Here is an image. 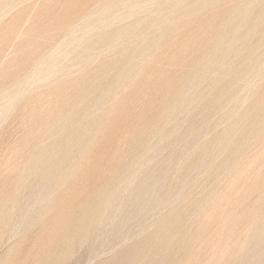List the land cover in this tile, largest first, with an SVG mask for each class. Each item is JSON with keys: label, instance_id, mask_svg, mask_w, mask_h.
I'll return each mask as SVG.
<instances>
[{"label": "bare ground", "instance_id": "1", "mask_svg": "<svg viewBox=\"0 0 264 264\" xmlns=\"http://www.w3.org/2000/svg\"><path fill=\"white\" fill-rule=\"evenodd\" d=\"M105 1L104 0L100 1L102 2V4L101 3L99 4L101 5V8H103L102 5L106 3L107 5L113 4L112 6L114 7L115 3L120 0H117L116 2L115 0H112L114 3L108 0L109 4H108V1L106 3ZM157 2L158 0H142V2L141 0L139 2H133V0H122L120 2H117L115 7H118L119 5H121L122 8L119 6L121 10L122 9L129 10V9H132L133 7L137 8L139 4L140 8L139 7L138 8L140 10L143 9L142 10V13H143L145 9H147L145 8L146 4L152 5V4H156ZM160 2L161 4H163L162 8H164V6L166 8L168 7L167 5H170V8L173 9L172 10L169 8L170 13L168 10L167 11L168 14L166 15V17L169 16L176 9L180 11V13L178 11L179 16L173 19V18H170L172 15L171 14L169 18H166L164 16H160L164 14V12L160 13V11L158 10V13H160V15L159 14L157 15L154 13L153 15L154 16L157 15V17L156 16L155 18L153 17L154 20L151 21L150 24L149 23L147 24V22L151 18L148 19L147 22H145L146 17H144L145 16L144 15L140 19H136L135 23H133L134 21H132L131 23L133 24H130V23L125 24V26L122 27V29H120L118 33H114L113 31L108 32L106 31V29H105L106 32L103 33L104 31L103 30L100 31L99 28L106 27V26L108 27V25H112L113 20L114 22L119 20V23H120V19L122 20V18L123 17L125 18V16L128 14V13L125 14L120 10V14H118L115 17L118 19L115 20V18L114 19L111 18L112 16H110V14H108L109 16L107 15L106 8L108 6L104 5V6H107L105 10H103L104 9L103 8L102 10L100 9L101 11L97 12L99 16L96 17L97 19L94 20V22L88 21L90 22V24H86L84 27L83 26L80 27V29L82 28V30L79 34L76 33L74 35V32H73V35L71 33V36L64 35V36H67L66 37L67 39L69 38L68 36H70L67 42L64 41L66 44L70 45V43L72 44L75 41L77 44H81L83 43L82 41L85 39V37L86 38L88 37L90 39V36L93 35V37L95 38L96 36L94 34L99 29L98 31L102 32L98 34L99 36L98 38L100 39L97 38L98 40L95 42L93 40L94 38L92 37L91 40H93L94 42L91 45H89L87 49L85 48L88 51V55L86 57L89 59L90 58L92 59L95 53H96L95 56H97V53L98 55L100 54V56L102 52L105 53V51H102L101 48L100 50H96L95 48L96 47L95 44L98 43V41L103 38L109 44L113 43L115 40H117V44H118V40L121 38L124 39L125 37L123 38L122 36L126 34H129V35L134 34V36L138 35L140 37L143 36L145 34V32H143L142 30L143 28L147 29L146 34L151 32L153 36L150 40H147L146 39L148 38V35H147V37H145L147 41L141 37L142 39L140 40L138 44H136L135 42L136 45H133L134 41L132 42L133 44L130 43L129 47L125 50L124 54L121 57L116 54L117 59H118V56L120 57V61L118 64H115L113 70H111L114 72L112 73L110 72L109 73L110 75L109 76L107 75L104 78H102L100 82H96V79H92L91 81L87 82L86 88H83L84 87L83 85H82L83 87H80V88L78 87V89L76 90V93L78 97L80 98L78 102L73 101L74 99L71 101H68L67 104L65 105L63 112L58 116V118L55 117L53 121L46 123L44 127L45 130L43 129V131L41 129L43 128V126L41 125L42 121H40L41 122L40 129H38L37 125H35L37 121L36 122L34 121L35 124L34 123L33 124L36 126L35 130H32V131L30 130V132L28 130V134H26V137H24V139H20L22 140L20 144L24 147L23 149L27 150L28 160H27V165L25 167L24 172L19 174L18 176L14 193L12 195L0 194V227H4L3 231L0 230V243L4 242L3 240L5 238L12 239V237H15V236L16 238H18L17 237L18 235L25 233L30 227H33L36 224V222L40 219L39 216L41 215L42 210H45V212L50 213L53 208L52 207L53 197L56 193H58L59 190H61L60 188H62L65 181L72 180L74 182V181L79 180L83 184L79 192V194L81 195V198H79L76 202L70 204L66 212L63 215L59 217L49 218L50 219L49 226L53 227V233L51 235L52 237L49 241L45 243V245L36 255L34 261L31 262L30 264H66L67 259L71 255H74L75 258L78 260L80 258V254H78L76 251L74 252V250L79 243L91 242L94 239H98L103 234H105L108 230L112 229V227L115 225H124L126 223L136 221V218L139 214L151 212L154 209L155 205H157V203L161 202L163 199L168 200L172 204H175V203L182 204L183 203L182 201H184L185 197H187V192H191V190H189L187 187L189 183L193 182L194 178L192 176V173L193 174L196 173L195 175H197V173H200L202 171L203 167H205L204 169H206V167L208 168V166L216 165V170L218 172H224V171L233 172L234 173L233 174L234 184L235 182L242 180V178L245 180L247 179L248 176L251 177L257 169L259 170L260 168H262L259 171L260 173L257 170V172L254 174V180L256 184L261 183L262 181L264 182L263 180L264 175H262L263 174L262 171H264L263 169L264 165L263 166L261 165L262 167H258L257 169H256V165L254 167L252 166V163L254 164L258 163L256 159L259 158L261 160L262 156H264V145L260 152L262 156L259 157L258 154H256L258 157L256 156L253 159L250 158V160H247L248 161L247 163L238 161L237 160L238 156L236 157L237 150H233L230 148V146L234 144L238 145V148H240V146L243 144L242 141L245 140L244 138L251 137V133L260 135L262 131L264 130V87L259 89L260 91L258 90V88L254 87L255 85L254 83L256 81V78L258 79V77L257 75H254L251 72V71H256V74H257L259 72L261 73V71H264V48L261 53H257L258 51H260L262 41H264V0H162ZM97 3H99V0ZM95 4H96V1H95ZM109 7L107 8V10L109 9ZM149 8H152V7H149ZM3 9L4 7H2V10ZM155 11L157 10L155 9ZM128 12H130V10ZM137 12L135 13L137 14ZM97 13L96 15L95 13L92 14V16L93 17L94 15L97 16ZM176 14L177 13H175V15ZM70 15L72 14L70 13ZM150 15H152L151 12L148 16L152 17ZM86 18L89 19V16H87ZM93 19L91 20L93 21ZM132 20L134 19L132 18ZM10 21L11 20L7 22H10ZM80 23H83V21H81ZM6 26L10 27L11 25L8 24V25H5V27ZM61 27H63V25ZM110 28L112 27L110 26ZM110 28L108 30H110ZM6 29L9 30V28L7 27L4 28V30ZM62 29L60 28V30ZM117 29L112 28V30L114 31L116 30V32H117ZM138 30L139 32L140 30H142V32L140 33L138 32L139 33L138 34L137 33ZM176 31L179 32L180 34V38L178 37L179 38L178 40L175 39L177 38L175 37L177 35L175 36L173 35ZM68 32L70 34V31ZM7 33L9 34V31H7L6 33L4 31V35L5 34L7 35ZM170 35L171 36L173 35L172 37H174V40L176 41H173V38ZM256 35L257 37L259 35V37L257 38L259 39L258 42L255 38ZM4 37L6 38V36H3L2 34V38ZM129 37H132V36H129ZM140 37H136V38H140ZM2 38H0V40ZM87 40L88 39H86V42ZM0 43H2V41ZM31 44L32 43H30V45ZM69 45H65L62 48L57 47L58 49L56 48V50L54 52L52 51V53H50L48 56L42 57V59L39 60L38 63L34 65L35 67H33L34 68L33 74L29 78L25 75L26 78L23 77L25 78L24 81L17 87L15 91H13V93L10 96L8 95L9 97L7 96L8 99L4 97L5 99L3 100H7V101L5 102L3 101L4 102L3 105L1 103L0 116L10 113V111H12V109H14L15 106H17L20 103V101L24 99V96L26 93H31V91L35 89V88L33 89V87L38 81H41V80L47 81L46 78L52 79V78H55L58 75V73H61L59 72L60 63L58 64V61H57L58 58L60 56L62 57L63 53H64V56L71 57L72 55L76 53L74 51H78V48H79V45L78 46L76 45L77 50H76V47L73 48L72 45H71L72 47ZM105 45H106V48H105L106 50L108 49V47L106 43ZM67 47L68 48L71 47L70 48L71 50L66 51ZM125 47H127V45ZM121 48L123 47L121 46ZM82 50L83 52L86 51L84 49ZM98 51H102V52H98ZM106 51L108 52L109 50H106ZM80 52L81 51H79L78 53ZM81 53L80 55H82ZM91 55L93 56L90 57ZM75 58L76 57L71 58L70 59L71 62L74 61ZM95 58L98 59V57H95ZM94 60L95 59H93V61ZM32 66L33 65H31V67ZM256 67H258L260 71H257ZM106 68L107 67L104 64L100 65L98 67L97 74H101V71H103V75L104 74L106 75L105 73V71H107ZM134 71L138 72L140 78L141 76H143V78L145 77L147 78V82L150 83L154 89V94H153L154 98L152 99V102L150 103L151 111L145 115H142L141 114L142 112H141L140 115L137 116V124L133 126L132 129H130L128 126V121L129 119L131 121V118L134 117L135 110L133 111V108L136 105V103H139L136 101H140L139 98H142L141 93H143V91H141V93L139 92L140 91L139 89L141 88L137 90L135 89V87L137 88V86H135L136 83L134 80H136L135 79L136 76H134L133 74ZM254 76H255V81H253ZM263 76H264V72H263ZM140 78L138 79L140 80ZM139 80H137L138 83H140L141 81ZM206 80L208 81L205 82ZM239 80H244L245 81L244 85H246V87L252 88L251 93L253 95H252L250 105L249 104L247 105V102H245V99H244L245 103L243 104L244 106L246 104V109H242L243 104L242 102L239 103L237 99V102H235L237 105L233 103L232 107H235L234 106L235 104L238 110L241 109V111L237 112V115H235V118L233 117L234 115L232 116L233 120L235 119L234 122L231 123L230 126H228L229 122L227 121L228 124H227V127H225L226 126L225 120H227L225 119L224 120L225 126L222 125L223 127H225L224 129H221V127L219 126V128L221 129L220 132L216 134L215 133L216 129L213 130L212 133L213 134L215 133L216 135H214L212 138H209L210 136L209 137L206 136L208 138L204 137V133L206 129H208L211 126V121L209 120V116L212 113V111L222 110V112L224 111L225 114L230 113V111L226 108L227 106H225V103L227 102L228 94L230 93L229 91H231L229 90V88L232 87L233 85L236 86V83ZM18 82H19V79H18ZM258 82L259 81L257 80V85H258ZM143 86L144 85H142V88ZM48 87H50V85ZM148 88L146 89L149 91L150 89ZM259 88H260V84H259ZM122 89L123 90L128 89L130 91L129 94L125 97H122L117 102H113V103L109 102L110 98L115 97L120 91H122ZM153 89H151L150 91H152ZM247 92H248V89H247ZM122 93L124 92L122 91ZM246 95L245 97L248 96ZM63 96H66V95H63ZM51 97L49 96L48 98L50 99ZM145 97L146 96H144V98ZM196 99H200V101H203V111L201 112L200 122H195L192 120V121H189L187 125L184 126V128L181 131H176L175 129H172L169 131V133L175 134V140H180L183 142V146L179 151L176 150V143L174 141L170 140L167 144L168 154L171 155L172 158L177 152L178 156L187 155L188 161L181 162L177 158H174L173 160L169 161L167 164L163 166H156L155 164L152 165L151 164L152 161L149 159L148 153L151 150L157 151L160 148L161 137L163 134H165V132L163 131L165 129L161 128L160 121L163 119V117H166V116L177 118V109L181 106V104L185 102L186 106L190 107V105ZM0 101H2V99ZM29 102H31V99L29 100ZM37 102L39 104V101ZM54 103H57V102L55 101ZM54 103L52 104V106L55 105ZM26 104L28 105V103ZM32 104L33 103H30L29 106H31ZM38 104H35V105H37L38 107ZM21 105H22L21 107H23V102ZM196 105H198V103ZM230 105L231 103H229V106ZM52 106L50 108L51 110L48 108L50 112L52 111V108H53ZM57 106H59V104H57ZM21 107H20V110H21ZM48 107H49V104H48ZM248 107L249 109H247ZM28 109H26V111H30ZM48 109L46 107L45 109L46 112L48 111ZM251 109L255 110V112L254 111L252 113L250 112L251 114L257 113V115L256 114L254 115L255 117L254 119H252V121L253 120L255 121L252 123L249 122L251 120H249L248 118L249 115L252 116L248 112ZM41 110L43 111V107L41 108ZM19 111H17V113L20 114ZM23 112L25 114V117L28 118V115H30V113L29 114L27 113L28 115H26L25 111L22 110V113H21L22 115H23ZM43 113H45V111H43ZM53 113L54 112H51L52 115ZM22 115L20 116L22 117ZM46 115L47 113H45V116ZM25 117L23 116L22 119H24ZM33 117L36 118L38 116L35 114V116ZM47 117L48 115L46 116L45 119H47ZM27 118H26L27 121L25 120V122L28 123V125L26 123L25 124L29 126L31 124V122L30 123L28 122L30 117L29 119ZM231 118H229V120ZM33 119H30V120H33ZM1 122H2V119L0 117V124ZM40 122H38L37 124H39ZM217 123L218 122H216V124ZM239 123L244 125L243 131L241 132L240 138L238 140H234L235 138L233 139V137H230V135L233 129L235 128V126L238 125ZM152 124L155 126V135L153 137L154 139L150 141H146L144 139V136L147 132H144V130L140 128L147 126V125H152ZM30 127L28 128L30 129ZM236 128H235V131H236ZM127 129L130 130L129 135L131 133L136 134V138L133 144L131 145L132 147L130 149V155L127 160L121 159V157L117 156V154L116 155L112 154V152H111L112 155L111 154L109 155L108 152H103L102 154L99 155L100 158L105 160V163L106 162L110 163L113 161L115 162V166H116L114 169L115 174L113 176L104 177L103 174L105 173H103V169H100L98 167L99 161L98 162L96 161L95 163H91L90 161H92V159L89 158L90 155L88 154V151L91 148H93L94 146L92 145L93 142L95 141V139L99 137V135L102 132L103 134L100 138L103 139L104 145L106 146L104 149L108 150L112 147H115V148L120 147L123 143L127 142L129 138V135L126 134ZM146 129L148 130V128ZM25 131H27V128ZM25 133H22V134H25ZM148 134L149 133H147L146 135ZM248 134H250V136ZM20 136L21 135H19V137ZM6 139H3V140H6ZM45 139L47 141L43 142V140ZM245 141L247 142V140ZM1 145H3V143ZM9 145L8 147H10ZM5 146L6 145H4V147L2 146L3 152L6 149ZM124 146L125 145L123 144V147ZM246 146H249V144L248 145L246 144ZM123 147L122 148L120 147V148L123 149ZM15 148L14 146L12 147V149H15ZM23 149H22V152H23ZM220 151L221 152L223 151L225 153V156L222 160L220 159V162L216 163V160H217L216 158H218L216 156H218V152L220 153ZM10 153L12 152L10 151ZM12 154L16 155V153H12ZM87 154L89 155L88 157H87ZM15 155L13 156V158L15 157ZM221 155H219V157H221ZM4 157L6 156L4 155L3 158ZM9 158H6L5 161L8 160ZM1 159H2V156H0V160ZM255 160H256V163L253 162ZM263 160L264 158L262 159V161ZM2 161L3 160H1V162ZM10 161L8 160V162L6 161V163L10 164ZM3 167L4 166L2 165V168L1 167L0 168L1 169L6 168V167L5 168ZM13 167L14 166H12L11 168ZM86 167H89V170L85 171ZM250 167L251 169L252 168L256 169V170L254 169L255 171L253 170L251 172V175L246 174L247 172L251 171ZM212 168H210V170ZM174 169H176L175 176H176V172L178 173L180 172V175L178 177L177 176L173 177L172 172ZM204 173L200 174L201 176L200 175L199 176L203 177ZM4 174L5 173H3L1 177L3 176L5 177ZM7 177L9 176L7 175ZM5 178L3 179L4 184H6L4 181ZM95 179L97 180L99 179L98 184L94 188H90L89 185L92 182H95L94 181ZM8 180L9 182L11 181L9 178ZM230 180L228 182H230ZM248 181L246 183H249V184L253 183V182L250 183V181H253L252 179ZM233 182L231 181L230 183H233ZM244 182H243V185H244ZM10 183H7L5 187L7 186L9 187ZM70 184L71 183H69V185ZM192 184L194 187V183ZM1 186L2 184L0 185V187ZM227 186H230V185L228 184ZM234 186H236L237 188L236 187L234 188ZM234 186L232 187L234 188L235 191H237L236 193L234 192V190L232 191L231 188H229L230 189L229 192L228 191L226 192L224 191L226 189H223L224 193H222L221 196L218 195L220 194L218 192L217 197L216 198L214 197V199L211 200V202H209L210 205L212 204L211 206L210 205L208 207L206 206L208 205L207 204L208 202L199 203V205L197 206V215H198L197 219L199 218L200 222L199 223L197 222L198 223L197 227H196V224L193 225L195 226L194 228L195 230L192 232L189 231L190 233L179 231L178 229H175V228H174V231H173V228L167 229L169 224H177L180 220L181 212L179 213L177 209L172 208L171 212L168 213V215L165 218L163 217V220L161 219L162 221L159 222L161 224L157 231V233H160L159 230L161 231L163 230V232H167V235H168L167 240L169 239L172 243L171 247L167 251H163L162 249H160L156 245L157 243L154 245L155 247L152 249L151 243H153V241L155 240V236L157 233L156 234L151 233L152 235L151 236L149 235L150 237L146 240L144 244L142 243L141 245H137L136 247H134V249L132 250H127V251L122 252L121 256H119L116 259H114L113 256L110 257L111 260L114 259L113 261H111L110 264H193V263L196 264L197 262L199 264V261H198L199 258L197 257V255L200 252L198 251V249L196 250L199 253H197L196 255H193L195 253L193 254L189 253V256H187L186 258L176 259L175 255L183 247L195 248L197 245L201 246L202 244V248H203L204 243L206 247L209 245L210 246L212 245L215 248L217 245L216 243L214 244L213 242H214V237H217L215 236L216 235L215 233H217V231L214 232V228L216 225L220 226L219 232L222 231L227 225H229L230 227L229 230H227L229 228L228 226H227L228 228L227 227L225 228L227 232L223 233L224 231H226L224 230L221 232L222 234L221 233L219 234L220 238L218 239L221 240L222 246L224 245V247H226V248L224 247L220 248L219 251L221 249L222 250L226 249L228 252H230L229 255H233V256L234 254L231 251H235V250L238 251L237 253L239 255L238 257H236L238 258L237 264H261L263 260V256H264V235H262L261 232L259 231V228L257 229L256 227V225L258 224L257 222L260 220L261 212L257 210L258 206L254 205V207L257 208V209L256 208L254 209V212L249 210V207L248 208L246 207L248 203L253 202V201L249 202L251 201L250 196L252 197L254 196L253 199H255V197H260L261 191L259 192L260 196L259 194L258 196H255L251 193L250 195L249 192L252 191L256 187V185H253V188L250 187L251 188L250 190H249V186L246 187L248 188V190L245 189V187H244L245 189L244 190L243 186H241L242 188H238L240 187V185L237 186L235 184ZM72 187L73 186H71L70 188ZM242 189L244 190V192H246L247 190L248 194L250 195V196L248 194L246 195V197L249 196V199H248L249 201L244 195H242L243 194ZM67 190H65L66 193H68ZM5 191L3 190V192ZM221 191L222 190H220V192ZM230 191L233 192V194L234 193L235 194L234 195L231 194ZM258 191L259 190H256L254 193L256 194L258 193ZM63 194L64 193H62V196L64 198L65 194L64 195ZM188 197L190 198V195ZM262 197L263 196H261V198ZM244 198H246L248 203L247 201L244 200ZM260 200L258 199L256 203L259 202ZM186 202L187 201H185V203ZM179 205L180 204H178V207ZM252 206L253 205H251V207ZM251 207L250 209H253V207L252 208ZM259 207L261 208L260 205ZM225 208L226 209L231 208L230 210L231 212L229 211L230 213L227 214V218L226 216H223L224 214H221L224 211L223 209ZM14 216L17 217V220H14L13 222L8 223L7 221L13 218ZM221 217L226 218V219L222 221ZM262 217L263 218L260 220L259 223L263 221L264 214L262 215ZM225 220H227L228 222V223L226 222L227 225H225V222H224ZM242 222H245L246 223L245 225L247 227L246 228L242 227L244 228L243 231H241L242 229L239 227L241 230L238 231V234L236 233L238 236V239H234L237 241H233V240L231 241V238L233 237L231 234L234 233V231L237 228V225L238 224L240 225V223ZM212 223L213 225L215 223V226H213L214 228L212 230V232H214L213 234L215 235L207 236L206 231L208 227L212 225ZM218 226L217 228H219ZM257 226L264 227V225H260V224ZM212 232L210 231L208 235H210ZM153 233L155 232L153 231ZM210 246L209 248H212V246L211 247ZM217 248H219V245ZM204 249L206 250V248ZM207 250H211V249H207ZM217 250H216L217 257L216 256H213V257H216V259L221 257L220 255L222 256L225 255L226 257V254H225L227 252L226 250H224L225 251L224 254H222L223 252H221L222 251L221 250L220 255H218L219 253L217 254ZM202 252L204 251L202 250ZM210 252L208 253L205 252V254L207 255H205L204 253L203 254L205 256H208L209 253L214 255L213 250H211ZM10 255H11V252L9 251L5 258L0 259V264H10V262L7 259V257ZM17 255L20 256V254H17ZM150 255L153 256V258H149ZM235 255H236V252H235ZM205 256L204 258L202 257L203 258L202 260L200 258L201 264H210V263L213 264L215 263V261H217L215 260L213 262V260ZM16 258L14 257V260ZM229 258L231 257L229 256ZM236 258H234L233 260L231 259L229 260L236 262ZM229 260L226 263L228 262H230L229 264L235 263ZM106 261L104 260V262ZM220 261H222V259ZM220 261L218 259L217 263L218 262L220 263ZM101 263L102 262H100L99 264Z\"/></svg>", "mask_w": 264, "mask_h": 264}, {"label": "rangeland", "instance_id": "2", "mask_svg": "<svg viewBox=\"0 0 264 264\" xmlns=\"http://www.w3.org/2000/svg\"><path fill=\"white\" fill-rule=\"evenodd\" d=\"M2 1H3V3H2ZM2 1H0V38H2V34H3V36H6V38L4 37V38H2L1 40H0V42L2 41V43H0V100L2 99V101H0V106H1V103H2V105H3V103L5 102V101H7V100H3V99H5L4 97H6L7 99H8V97L13 93V91H15L16 89H17V87L24 81V79L26 78V76L29 78L32 74H33V67H35L34 65L36 64V63H38V61L39 60H41L42 59V57H46V56H48L50 53H52V51L54 52L55 50H56V48L57 47H59V48H62V47H64L65 45H69V44H66L65 42H67L68 41V39L70 38V36H71V33H72V35H73V32H74V35L77 33V34H79L80 32H81V30H82V28L80 29V27H84L86 24H90V22H94V20H96L97 18L96 17H98L99 16V14L97 13V12H99V11H101L103 8V10H105V8L108 6H112L111 4L110 5H107V1L108 0H104L105 1V3L106 4H104V5H107V6H104V5H102V7L103 8H101V5H99L100 3L102 4V2H100V1H102V0H99V3H97L98 2V0H14L15 1V3H14V1L13 0H2ZM18 3H17V2ZM95 1H96V4H95ZM109 1H111L112 3H114L112 0H109ZM109 1H108V4H109ZM117 0H115V2H116ZM120 1H122V0H120ZM120 1H117V2H120ZM140 0H133V2H139ZM160 1H162V0H160ZM159 0H158V2L156 3V4H152V5H147L146 4V6H145V8H147V9H145V11L142 13V10H140L139 8H140V5L138 4V7L137 8H135V7H133L132 9H129L130 10V12H128L129 10L128 9H122L121 10V5H119V4H121V3H119V4H117V5H119L118 7H115L116 6V3H115V5H114V7L112 6L111 8H112V10H111V8L109 7V9L107 10V8H106V13H107V15L108 14H110V16H112L111 18H115L118 14H120V10L123 12V13H128L126 16H125V18L123 17L122 18V20L120 19V23H119V20H117L118 18H115V20H117V21H115L114 22V20H113V23H112V25H108V27L106 26V27H102V28H99L100 29V31L101 30H103L104 32L103 33H105L106 31H108V32H114V33H118L119 32V30L120 29H122V27H124L125 26V24H133V23H135L136 22V19H140L141 17H143L144 15V17H146L145 18V22H147V20L148 19H150L148 22H147V24L149 23H151V21H153L154 20V18H155V16L157 17V15L159 14L160 15V13L162 12H164V14H162V15H160V16H164V17H166V15L168 14V10H169V13H170V9H172V8H170V5H167L168 7H166L165 8V6H164V8H162V6H163V4H161V2H160ZM11 2H13V3H11ZM141 2H142V0H141ZM9 3V4H8ZM68 3V4H67ZM74 3V4H73ZM159 3V4H158ZM7 4V5H6ZM151 4V3H150ZM168 4V3H167ZM47 5V6H46ZM68 5H69V7H68ZM4 7V9L2 10V7ZM5 6H7V7H5ZM56 6V7H55ZM81 6V7H80ZM152 7V8H149V7ZM9 8V9H8ZM68 8V9H67ZM92 8V9H91ZM119 8V9H118ZM157 8H159V9H157ZM170 8V9H169ZM98 9V10H97ZM101 9V10H100ZM137 9V10H136ZM141 11H139V10ZM155 9L157 10V11H155ZM161 9H163V10H161ZM165 9V10H164ZM167 9V10H166ZM2 10V11H1ZM8 10V11H7ZM23 10V11H22ZM41 10V11H40ZM91 10H93V11H90ZM114 10H116V11H114ZM124 10V11H123ZM128 10V11H127ZM158 10L160 11V13H158ZM173 10V9H172ZM172 10H171V12H172ZM53 11V12H52ZM61 11V12H60ZM137 12V14L135 13V12ZM148 11V12H147ZM178 11L179 10H174L171 14L173 15H171V17H170V15L169 16H167L166 18H177L178 16H179V13H180V11H179V13H178ZM95 13V15H96V13H97V16H95L94 15V17L92 16V14H94ZM116 12V13H115ZM118 12V13H117ZM150 12L152 13V15H150V16H152V17H149L148 15L150 14ZM157 12V13H156ZM166 12V13H165ZM55 13V14H54ZM70 13L72 14V15H70ZM132 13V14H131ZM157 14V15H153V14ZM175 13H177L176 15H175ZM85 14V15H84ZM88 14V15H87ZM130 14H131V16L133 15H135L134 17L132 16H130ZM52 15V16H51ZM62 15H64V16H62ZM66 15V16H65ZM68 15V16H67ZM90 15H91V17H90ZM147 15V16H146ZM34 16V17H33ZM62 16V17H61ZM87 16H89V19L88 18H86ZM109 16V15H108ZM160 16H158V17H160ZM148 17V18H147ZM154 17V18H153ZM41 18V19H40ZM50 18V19H49ZM55 18H57V19H55ZM94 18V19H93ZM127 18V19H126ZM129 18V19H128ZM132 18L134 19V20H132ZM153 18V19H152ZM88 19V20H87ZM91 19H93V21L91 20ZM128 20V21H126V20ZM9 20H11L10 22H7V21H9ZM63 20V21H62ZM69 20V21H68ZM73 20V21H72ZM130 20V21H129ZM54 21V22H53ZM81 21H83V23H80ZM88 21H90V22H88ZM125 21H126V23H125ZM132 21H134L133 23H131ZM64 22V23H63ZM85 22V23H84ZM117 23H119V24H117ZM8 24H10L11 26V28L9 27V26H6L7 28H9V30H4V28H6L5 27V25H8ZM63 25V27H61L62 25ZM74 24V25H73ZM12 25H13V27H12ZM56 27H55V26ZM61 25V26H60ZM71 25V26H70ZM81 25V26H80ZM118 25V26H117ZM39 26V27H38ZM41 26V27H40ZM60 26V27H59ZM73 26H74V28H73ZM110 26L113 28V29H117V32H116V30L114 31V30H112V28H110ZM72 29H74V30H72ZM119 27H121V28H119ZM50 28H52V29H50ZM60 28L62 29V30H60ZM110 28V30H108ZM69 29V30H68ZM76 29V30H75ZM98 29V30H99ZM105 29H106V31H105ZM5 31V33L7 32V31H9V34L7 33V35L5 34L4 35V31ZM46 30V31H45ZM55 30V31H54ZM70 31V34H69V32L68 31ZM96 31V33L94 34L96 37L94 38L93 37V35L92 36H90V39L87 37H85V39L82 41L83 43H81V44H77L76 43V41L75 42H73L72 44L70 43V45L69 46H73V48H75L76 47V50H77V46L79 45V48H78V51H74V52H76L74 55H72L71 57H66V56H64V53H63V56L61 57V59H60V57L58 58V64L60 63V71L59 72H61V73H58V75L55 77V78H46L47 79V81H38L35 85H34V87H33V91H31V93H26L25 94V96H24V99H22L21 101H20V103L17 105V106H15V108L14 109H12V111H10V113H7V114H4V115H2V116H0L1 117V119H2V122H1V124H0V152L3 154H1L0 153V156H2V159L1 160H3L2 162H1V160H0V167L2 168V165L4 166L3 168H5V169H1L0 168V183L2 184V186L0 187V194H3V195H12L13 193H14V191H15V188H16V181H17V179H18V176H19V174H21V173H23L24 172V170H25V167H26V165H27V160H28V157H27V150H25V149H23L24 147L20 144L21 143V141L22 140H20V139H24V137H26V134H28V130H29V132H30V130L32 131V130H35V128H36V126L35 125H37V127H38V129H40L41 128V126H40V124H41V122L40 121H42V126H43V128H41L42 129V131H43V129L45 130V125H46V123H48V122H50V121H53V119L56 117V118H58V116L63 112V110H64V108H65V105L67 104V102L68 101H71V100H73V101H76V102H78V100L80 99L79 97H78V95H77V93H76V90L78 89V87L80 88V87H83V88H86V86H87V82H89V81H91L92 79H96V82H100L101 80H102V78H104L105 76H109L110 74V72L112 73V72H114V71H111V70H113V68H114V66H115V64H118L119 63V61H120V57L124 54V52H125V50L129 47V45H130V43L131 44H133L132 42L134 41V44L133 45H136V44H138L139 42H140V40L142 39V38H144V40H150L151 38H152V33L151 32H149V33H147L146 34V32H147V29L146 28H143L142 30H143V32H145V34H146V36H145V34L143 35V36H134V34L132 35H129V34H126V35H124V36H122L124 39H119V40H121V41H119L118 40V44H117V40H115L113 43H107V41L103 38V39H101V40H99L98 41V43H96L95 44V48H96V50H100V48H101V50L102 51H105V53L104 52H102V51H98V52H102L101 53V56H100V54L98 55V53H97V56H95L96 55V53H95V55L93 56V55H91L90 57H92V59L90 58H87L86 56L88 55V51L86 50L88 47H89V45H91L94 41L96 42L98 39H100V38H98L99 36H98V34H100V33H102V32H100V31ZM142 30H140V32H142ZM1 31H3V32H1ZM48 32V33H47ZM68 34H67V33ZM139 32V30L137 31V33ZM139 32V33H140ZM137 33H135V34H137ZM138 33V34H139ZM52 34V35H51ZM64 35H70V36H68L69 38L67 39L66 37L67 36H64ZM147 35H148V38H146L145 39V37H147ZM174 36L175 35H177V36H175V37H177V38H175L176 40H178L179 38H180V34H179V32H175L174 34H173ZM172 35V36H173ZM26 36V37H25ZM61 36V37H60ZM129 36H132V37H129ZM171 36V35H170ZM171 36V37H172ZM92 37L94 38L93 40H91L92 39ZM127 37V38H126ZM136 37H140V38H136ZM179 37V38H178ZM258 37H259V35H258ZM257 37V35H256V40H257V42L259 41V39H257L258 38ZM98 38V39H97ZM131 38V39H130ZM136 38V39H135ZM173 38V41H176V40H174V37H172ZM4 39V40H3ZM65 39H67V40H65ZM86 39H88L87 40V42H86ZM130 40V41H128V40ZM19 40V41H18ZM90 40H91V42H90ZM127 40V41H126ZM139 40V41H138ZM146 40V41H147ZM65 41V42H64ZM59 43V45H58V43ZM61 42V43H60ZM62 42H64V43H62ZM126 42V43H125ZM135 42H136V44H135ZM30 43H32L31 45H30ZM85 43V44H84ZM88 43V44H87ZM105 43L107 44V47H108V49H106V50H109L108 52L105 50V48H106V45H105ZM21 44V45H20ZM63 44V45H62ZM65 44V45H64ZM100 46H99V45ZM264 41H262V45H261V47H260V51H258L257 53H261L262 51H263V48H264ZM23 45V46H22ZM75 45V46H74ZM77 45V46H76ZM81 45V46H80ZM114 45V46H113ZM127 45V47H125ZM29 46V47H28ZM71 46V47H72ZM84 46V47H83ZM121 46L123 47V48H121ZM263 46V47H262ZM71 47H67L66 48V51H69V50H71L70 48ZM116 47V48H115ZM72 48V49H73ZM84 49V50H86L85 52H83V50L82 49ZM86 48V49H85ZM114 48V49H113ZM58 49V48H57ZM80 49V50H79ZM117 49V50H116ZM119 49V50H118ZM15 51V52H14ZM19 51V52H18ZM50 51V52H49ZM79 51H81L80 53L82 54V55H80V53H78ZM115 51V52H114ZM123 51V52H122ZM26 52V53H25ZM109 54H107V53ZM38 53V54H37ZM112 53V54H111ZM21 54V55H20ZM104 54V55H103ZM119 55L118 56V59H117V55ZM121 54V55H120ZM23 55V56H22ZM26 55H28V56H26ZM80 55V56H79ZM83 55H84V57H83ZM113 55V56H112ZM82 56V57H81ZM100 56V57H99ZM106 56V57H105ZM18 57V58H17ZM41 57V58H40ZM63 57H64V59H63ZM73 57H76L75 58V60L74 61H72L71 62V58H73ZM95 57H98V59L97 58H95ZM21 58V59H20ZM37 58V59H36ZM81 58V59H80ZM88 60H87V59ZM103 58V59H102ZM109 58V59H108ZM28 59V60H27ZM84 59V60H83ZM93 59H95L94 61H93ZM101 59V60H100ZM117 59V60H116ZM33 60V61H32ZM64 60V61H63ZM81 60H83V61H81ZM103 60V61H102ZM62 63H61V62ZM88 61H89V63H88ZM73 63V64H72ZM87 63V64H86ZM108 65H107V64ZM21 64V65H20ZM82 64V65H81ZM102 64H104L107 68H106V70L108 71V70H110V71H105V73H106V75L104 74L103 75V71H101V74H97L98 73V67L100 66V65H102ZM17 65V66H16ZM31 65H33L32 67H31ZM70 66H71V68H70ZM111 67V68H110ZM32 68V69H31ZM70 68V69H69ZM96 68V69H95ZM257 68V69H256ZM255 69L257 70V71H260V69H258V67H256ZM73 69V70H72ZM255 69H253V70H255ZM63 70V71H62ZM95 70H97V71H95ZM18 71V72H17ZM27 71V72H26ZM91 72V73H90ZM252 72V74H254V75H257V77H258V79L256 78V81H255V76H254V79H253V81H255V85H254V87H256V88H258V90L259 89H261L262 87H264V76H263V72L264 71H261V73L259 72V73H257L256 74V71H251ZM255 72V73H254ZM27 73V74H26ZM31 73V74H30ZM134 76H136L135 77V79L136 80H134L135 81V86H137V88L135 87V89L137 90V89H139V88H141V89H139L140 91V93H141V91H143V93H141L142 95H141V97L142 98H139L140 99V101H136V102H139V103H136V105L134 106V108H133V111H134V117H132L131 118V121H132V123H131V121H130V119H129V121H128V126H129V128L130 129H132L133 128V126H135L136 124H137V116H139L140 115V113L142 114V115H145V114H148V112H150L151 111V102H152V99L154 98V89H153V87L151 86V84L150 83H148L147 82V78L145 77V78H143V76H141V78L139 77V74H138V72L136 71H134ZM262 74V75H261ZM3 75V76H2ZM26 75V76H25ZM96 75V76H95ZM21 77V78H20ZM23 77H25V78H23ZM10 78V79H9ZM74 78V79H73ZM78 78V79H77ZM138 78H140V80L138 79ZM18 79H19V82H18ZM48 79H50V80H48ZM72 79V80H71ZM99 79V80H98ZM137 80H139L140 81V83H138L137 82ZM257 80L260 82H258V85H257ZM4 81V82H3ZM54 81V82H53ZM208 80H206L205 82H207ZM244 80H239L237 83H236V86H232V87H230L229 88V90H231V91H229L230 93L228 94V98H227V102L225 103V106H227L226 108L230 111V113L229 114H231V115H229V114H225L224 113V111L222 112V110H215V111H212V113L210 114V116H209V120L211 121V126L208 128V129H206V131H205V133H204V137H206V136H210L209 138H212L214 135H216L218 132H220V130L221 129H224L225 127H227V121L229 122V124H228V126H230L231 125V123H233L234 122V120H233V117L235 118V115H237V112L238 111H241V109L240 110H238V108H237V104L235 103V102H237V99H238V102L240 103V102H242V104L243 103H245V102H247V105L249 104L250 105V102H251V99H252V88H249V87H246V85H244V83H245V81L243 82ZM45 82V83H44ZM49 82H51V83H49ZM76 82V83H75ZM142 82V83H141ZM241 82V83H240ZM262 82V83H261ZM16 84V85H15ZM141 86H140V85ZM259 84H260V88H259ZM263 84V85H262ZM10 85V86H9ZM14 85V86H13ZM50 85V87H48ZM75 85V86H74ZM83 85V86H82ZM140 87H139V86ZM142 85H144L143 86V88H142ZM43 86V87H42ZM64 87V88H63ZM68 87V88H67ZM75 87V88H74ZM149 87V88H148ZM58 88V89H57ZM62 88V89H61ZM146 88H148V89H153L152 91H148ZM243 90H242V89ZM247 89H248V92H247ZM7 90V91H6ZM73 90V91H72ZM126 89H122V91L124 92V93H122V91H120L115 97H112V98H110V100H109V102H111V103H113V102H117L119 99H121L122 97H125V96H127L128 94H129V90L127 91H125ZM239 90H240V92H239ZM250 90V91H249ZM9 91V92H8ZM56 91V92H55ZM70 91V92H69ZM242 91V92H241ZM260 91V90H259ZM47 92V93H46ZM53 93V94H51V93ZM147 92V93H146ZM148 92H149V94H148ZM247 92V93H246ZM5 93H7V94H5ZM39 93V94H38ZM43 95H42V94ZM49 93H50V95H49ZM64 93V94H63ZM242 93V94H241ZM2 94V95H1ZM31 94V95H30ZM36 94V95H35ZM41 94V95H40ZM48 94V95H47ZM239 94V95H238ZM248 96H247V95ZM9 95V96H8ZM47 95V96H46ZM63 95H66V96H63ZM245 95L247 96V97H245ZM8 96V97H7ZM30 96H32V97H30ZM40 96V97H39ZM51 97V96H53V97H51L50 99L48 98V97ZM144 96H146L145 98H144ZM148 96V97H147ZM30 97V98H29ZM46 98V99H45ZM48 98V99H47ZM114 98H116V99H114ZM250 98V99H249ZM31 99V102H29V100ZM44 99V100H43ZM138 99V100H139ZM231 99V100H230ZM236 99V100H235ZM244 99H245V102H244ZM43 100V101H42ZM46 100V101H45ZM50 100V101H49ZM65 100V101H64ZM115 100V101H114ZM148 100V101H147ZM235 100V101H234ZM243 100V101H242ZM4 101V102H3ZM28 101V102H27ZM37 101H39V104H38V102ZM45 101V102H44ZM49 101V102H48ZM57 102V103H54V102ZM234 101V102H233ZM22 102H23V107H21L22 105ZM37 102V103H36ZM47 102V103H46ZM51 102V103H50ZM26 103H28V105L26 104ZM30 103H33L31 106H29L30 105ZM43 103H44V105H43ZM45 103H46V105H45ZM55 104L54 106H52V104ZM198 103V105H196ZM229 103H231V105L229 106ZM233 103H235L234 104V106L235 107H232L233 106ZM35 104H38V107H37V105H35ZM48 104H49V107H48ZM57 104H59V106H57ZM19 105H20V107H21V110H20V107H19ZM43 105V106H42ZM61 105V106H60ZM150 107H149V106ZM34 106V107H33ZM43 107V111H45V113H47V115H48V117H47V119H45L46 118V116H45V113H43V111L41 110V108ZM47 107V109L49 108H51V106L53 107L52 108V111L51 112H54L53 113V115L51 114V112H50V110L48 109V111H49V113H48V111L46 112V107ZM244 106V104L242 105V109H246V104H245V106ZM27 107V108H26ZM33 110H31L30 108ZM56 107V108H55ZM62 107H63V109H62ZM181 107V108H180ZM178 109H177V118H172V117H168V116H166V117H163V119L160 121V126H161V128L162 129H165V130H163L164 132H165V134H163L162 135V137H161V143H160V150L158 149L157 151H150L149 153H148V157H149V159L152 161L151 162V164L152 165H156V166H163V165H165V164H167L169 161H171V160H173L174 158H177L179 161H181V162H185V161H188V157H187V155L185 156V155H181V156H178L177 155V152L175 153V155H174V157L172 158L171 157V155H169L168 154V147H167V144H168V142L170 141V140H172V141H174L175 143H176V150L177 151H179L181 148H182V146H183V142L182 141H180V140H175V134H172V133H169V131L170 130H172V129H175L176 131H181L183 128H184V126H186L187 125V123L189 122V121H195V122H200V120H201V112L203 111V101H200V99H196L191 105H190V107H187L186 106V103L185 102H183L182 104H181V106H180ZM18 108H19V110H18ZM29 108V109H28ZM40 108V109H39ZM144 108H145V110H144ZM233 108V109H232ZM26 109H28V110H30V111H26ZM38 109H39V111H38ZM53 109H55V110H53ZM59 109H60V111H59ZM62 109V110H61ZM195 111H194V110ZM247 109H249V107L247 108ZM22 110L23 111H25V113H26V115H28L29 113H30V115H28V118L27 117H25V114H24V112H23V115L21 114L22 113ZM141 110V111H140ZM15 111V112H14ZM17 111H19L20 112V114L19 113H17ZM38 111V112H37ZM132 111V112H133ZM144 111V112H143ZM255 112V110H249L248 112L250 113H252V112ZM13 112V113H12ZM31 112H32V114H31ZM257 112V111H256ZM12 113V114H11ZM28 113V114H27ZM39 117H36V118H34L33 116H35V114ZM39 113H41V114H39ZM250 113V114H251ZM34 114V115H33ZM39 114V115H38ZM51 114V115H50ZM222 114V115H221ZM257 115V113H253V114H251L252 116H248V114H247V116H248V118H249V120H251V121H249L250 123H252V122H254L255 120H253L252 121V119H254V115ZM20 115H22V117L20 116ZM33 115V116H32ZM42 116V118H41V116ZM234 115V116H233ZM23 116L25 117L24 119H22L23 118ZM227 116H229V117H227ZM233 116V117H232ZM29 117H30V119H33V120H30L29 119ZM214 117V118H213ZM225 117V118H224ZM232 117V118H231ZM26 118L27 119H29V123L31 122V124L29 125V126H27L28 125V123H26L25 122V120H26ZM38 118V119H37ZM45 120H44V119ZM229 118H231L230 120H229ZM42 119V120H41ZM49 119V120H48ZM225 119H227V120H225ZM46 121V120H48V121H46V122H44V121ZM170 120V121H169ZM218 120V121H217ZM226 121V126H225V121ZM27 121V120H26ZM37 121V123L38 122H40L39 124H35V122ZM175 121V122H174ZM44 122V123H43ZM165 122V123H164ZM185 122V123H184ZM216 122H218L217 124H216ZM247 122H248V120H247ZM27 125H26V124ZM35 125H34V124ZM163 123V124H162ZM170 123V124H169ZM220 123H222V124H220ZM220 124V125H219ZM249 124V123H248ZM222 125H224L225 127H223ZM31 126V127H30ZM34 126V127H33ZM219 126L221 127V129L219 128ZM28 127H30V129L28 128ZM33 127V128H32ZM148 128V130L146 129V128ZM165 127V128H164ZM237 127V128H236ZM243 127H244V125L243 124H241V123H239L238 125H236L235 126V128H236V131H235V128L233 129V131L231 132V135H230V137H233V139L234 140H238L239 138H240V135H241V132L243 131ZM6 128H8V129H6ZM24 128V129H23ZM26 128H27V131H25L26 130ZM179 128H181V129H179ZM6 129V130H5ZM140 129H142V130H144V132H147V133H149L148 135H146L145 134V136H144V139L146 140V141H150V140H153L154 138V135H155V126L152 124V125H147V126H144V127H142V128H140ZM216 129V134L214 133H212L213 132V130H215ZM242 129V130H241ZM5 130V131H4ZM23 130V131H22ZM238 130V131H237ZM240 130V131H239ZM9 131V132H8ZM129 131L130 130H128L127 129V135H129ZM235 131V132H234ZM25 133V132H27V133H25V134H22V133ZM153 132V133H152ZM7 135H6V134ZM105 133V132H104ZM211 133V134H210ZM264 130L262 131V133L260 134V135H256V134H254V133H251V137H248V135L250 136V134H248L247 135V137L248 138H244L245 140H247V142L245 141V140H243L242 142H243V144L240 146V148H238V145H236V144H234V145H231L230 146V148L231 149H233V150H237L236 151V157H237V160L238 161H240V162H243V163H247L248 161L247 160H250V158L251 159H253L254 157H256L257 155L256 154H258V156L259 157H261L262 155H261V149L263 148V145H264ZM102 134H103V132L99 135V137L97 138V139H95V144H94V142H93V144L92 145H94L93 146V148H91L90 150L92 151H88V154L90 155H88L87 154V157L89 156V158L90 159H92V161H90L91 163H95L96 161L98 162L99 161V163H98V167L100 168V169H103V173H105V174H103L104 175V177L105 176H108V177H110V176H113L114 174H115V162H106L105 163V160H103L102 158H100V154H102L103 152H108L109 153V155L111 154V152H112V154H117V156H119V157H121V159H123V160H127L128 159V157H129V155H130V149H131V145L133 144V142H134V140H135V138H136V134L134 133H131L130 135L132 136H130L129 135V138H128V140H127V142H125V143H123L125 146L123 147V144L120 146L121 148L123 147V149H121L120 147H116V148H118V149H116L115 147H112V148H110V149H108V150H106V149H104L106 146L104 145V141H103V139L102 138H100L101 136H102ZM208 134H210V135H208ZM254 134V135H253ZM5 135V136H4ZM19 135H21L20 137H19ZM4 136V137H3ZM44 136H46V135H44ZM148 136V137H147ZM254 136V137H253ZM262 136V137H261ZM3 137V138H2ZM11 139H9V138ZM22 137V138H21ZM174 137V138H173ZM208 137H206V138H208ZM6 138H8V139H6ZM18 138V139H17ZM132 138V139H131ZM252 138V139H251ZM3 139H6V140H3ZM16 139H17V141H16ZM102 139V140H101ZM249 139V140H248ZM8 140V141H7ZM130 140V141H129ZM226 140V139H225ZM224 140V141H225ZM251 140V141H250ZM262 140V141H261ZM13 141V142H12ZM16 141V142H15ZM45 141H47L46 139L45 140H43V142H45ZM245 141V142H244ZM259 141V142H258ZM11 142H12V144H11ZM102 142V143H101ZM182 142V143H181ZM3 143V145H1ZM7 143V144H6ZM225 143V142H224ZM10 144V145H9ZM17 144H19V145H17ZM246 144L248 145L249 144V146H246ZM262 144V145H261ZM4 145H6L5 146V150H4V152L6 153H4L3 152V148H2V146L4 147ZM8 145L10 146V147H8ZM11 145H13L14 146V148L15 149H12V147L13 146H11ZM17 145V146H16ZM91 145V146H92ZM253 145V146H252ZM257 145V146H256ZM222 146H224V145H222ZM243 146V147H242ZM7 147H8V149H7ZM252 147V148H251ZM11 148V149H10ZM244 148V149H243ZM250 148V149H249ZM255 148H256V150H255ZM2 149V150H1ZM17 149V150H16ZM22 149H23V152H22ZM6 150H7V152H6ZM12 152V153H16V155H15V159L13 158V154L12 153H10V151ZM14 150H15V152H14ZM94 150V151H93ZM114 150V151H113ZM25 151V152H24ZM22 152V153H21ZM91 152V153H90ZM223 152V151H222ZM221 151H220V153L218 152V156H216V157H218V158H216L217 160H216V163H218V162H220V159L222 160L223 158H224V156H225V153L223 154ZM254 152V153H253ZM256 152V153H255ZM8 153V154H7ZM19 153V154H18ZM20 153H21V155H20ZM253 153V154H252ZM9 154H11V155H9ZM111 154V155H112ZM222 154V155H221ZM239 154V155H238ZM260 154V155H259ZM6 156V157H4L3 158V156ZM9 155V156H8ZM13 155V156H12ZM219 155H221V157H219ZM254 155V156H253ZM8 156V157H7ZM12 156V157H11ZM99 156V157H98ZM257 156V157H258ZM10 157V158H9ZM6 158H9L8 160L10 161V160H12V161H10V164L12 165V166H14L15 167V169H14V167L13 168H11L12 166L9 164H7L6 163V161L8 162V160H6L5 161V159ZM13 158V159H12ZM152 158V159H151ZM264 158V156H262V158H261V160L258 158V159H256L257 160V164H254V163H252V166L254 167L255 165H256V169L258 168V167H262L264 164V160L262 161V159ZM241 159V160H240ZM256 160L255 161H253V162H255L256 163ZM5 161V162H4ZM4 162V163H3ZM12 162V163H11ZM2 163V164H1ZM113 165H112V164ZM7 164V165H6ZM20 164V165H19ZM108 164V165H107ZM110 164H111V166H110ZM6 165V166H5ZM262 165V166H261ZM10 166V167H9ZM18 166V167H17ZM214 166V167H213ZM251 166V167H252ZM105 167V168H104ZM212 168L211 170H210V168ZM251 167H250V170L251 171H249V172H247L246 174H249V175H251V172L255 169H251ZM21 168V169H20ZM205 167H203L202 168V173H204L203 174V177H200L201 175L200 174H202L201 172L200 173H197V175H195L196 173H192V176H193V182L192 183H194V187H193V184L192 183H189L188 184V189L189 190H191V192H187V197H185V200L184 201H182L183 203L181 204V203H175V204H172L171 202H169L168 200H166V199H163L161 202H159V203H157V205H155V207H154V209L151 211V212H146V213H141V214H139L138 216H137V218H136V221H134V222H129V223H126V224H124V225H115V226H113L112 227V229H110V230H108L105 234H103L101 237H99L98 239H94V240H92L91 242H83V243H79L77 246H76V248H75V250H74V252L76 251L78 254H80V258L77 260L76 258H75V256L74 255H71L68 259H67V262H66V264H99L100 262H102L101 264H110L111 263V261H113L114 259H116V258H118L119 256H121V254H122V252H124V251H127V250H132V249H134V247H136L137 245H141L142 243L144 244L145 242H146V240L152 235V234H156L157 233V231H158V228H159V226H160V224L161 223H159V222H161L162 220H163V217L165 218L167 215H168V213H170L171 212V209L173 208V209H177L178 211H179V213L181 214L180 215V220H179V222L177 223V224H169L168 225V227H167V229H170V228H173V231H174V228L175 229H178L179 231H184V232H192V231H194L195 229V226H193V225H195L196 224V227L198 226V223L200 222V219L198 218L197 219V206L199 205V203H204V202H208L207 204L208 205H206L207 207L210 205V203L209 202H211V200H213L214 199V197L216 198L217 197V194H218V192L220 193V194H218L219 196H221V194L222 193H224V191H228L229 192V188H231L232 189V191L234 190V188L236 187V186H234L235 184L238 186V185H240V187H238V188H242L241 186H243V189H244V187H245V189H247L248 190V188H246V187H248L249 186V190L251 189L250 187H252L253 188V185H256V190H259L258 191V193H254L256 190H255V188L252 190V191H250L249 192V194L251 193V194H253V195H255V196H258V194H259V192H260V194H261V196H263L262 198H261V196H260V194H259V196L260 197H255V199H253L254 198V196L252 197V196H250L249 194H248V192H247V190H246V192H244V190L242 191L243 192V194L242 195H244L245 197H246V195L248 194L249 196H250V200L251 201H249L248 199H249V196H247L246 198H247V200L249 201V202H252V203H248V201L246 200V198H244V200L245 201H247V203H248V205L246 206L247 208L249 207V210H251L252 212H254V209L256 208V207H254V205L255 206H258L256 209L258 210V211H260L261 212V217H260V220L263 218L262 217V215L264 214V195H262V194H264V182L262 183H258V184H256V182H255V180H254V174L257 172V170L254 172V174L251 176V177H247V179L248 180H253V181H250V183H252V184H249V183H246L248 180L247 179H245V180H247V181H245L243 178H242V180H240V181H238V182H235V184H234V182H233V179H234V173L233 172H230V171H224V172H218L217 170H216V165H212V166H208V168L206 167V169H204ZM14 169V170H13ZM206 170V171H204V170ZM260 169H262V168H260ZM260 169L258 170V172L260 171ZM263 169H264V167H263ZM3 172H2V171ZM7 170V171H6ZM11 170V171H10ZM87 170H89V167H86L85 168V171H87ZM106 170H108V171H106ZM17 171V172H16ZM175 171H176V169H174L173 170V172H172V174H173V177H178L179 175H180V172L178 173V172H176V176H175ZM178 171V170H177ZM262 171V170H261ZM10 172H15V173H10ZM3 173H5L4 175H5V177L7 178H5L4 176L3 177H1L2 176V174ZM111 173V174H110ZM232 173V174H231ZM260 173V172H259ZM262 175H264V171H262ZM17 174V175H16ZM178 174V175H177ZM7 175L9 176V177H7ZM200 175V176H199ZM16 178H15V177ZM197 176V177H196ZM206 176V177H205ZM228 176H230V177H228ZM246 177H244V178H246ZM264 177V176H263ZM5 178V183L7 184V183H10L11 181V183H10V185H9V187L7 186V187H5V185L6 184H4L3 183V179ZM8 178L11 180L10 182H9V180H8ZM197 178V179H196ZM230 178H231V180H230ZM251 178V179H250ZM199 179V180H198ZM7 180V181H6ZM230 180V182L232 181L233 183H230V182H228ZM245 182H244V181ZM263 180H264V178H263ZM95 182H92L90 185H89V187L90 188H94L97 184H98V181H99V179L97 180V179H95L94 180ZM198 181V182H197ZM242 181V182H241ZM228 182V183H227ZM243 182H244V185H243ZM249 182V181H248ZM69 183H71L70 185H69ZM74 183V184H73ZM78 183V184H77ZM81 183V184H80ZM197 183V184H196ZM202 183V184H201ZM227 183V184H226ZM0 184V185H1ZM76 184V185H75ZM230 185V186H227V185ZM249 184V185H248ZM66 185V186H65ZM81 187H80V186ZM82 182L81 181H72V180H69V181H65V183L63 184V186H62V188H60L61 190H59L58 191V193H56L55 195H54V197H53V202H52V210H51V212L49 213H47V212H45V210H42V213H41V215L39 216L40 217V219L36 222V224L33 226V227H30L25 233H22V234H20V235H18L17 237L18 238H16V236L15 237H12V239L11 238H5L3 241L4 242H1L0 243V259L1 258H5L6 257V255L8 254V252L10 251L11 252V255L10 256H8L7 257V259H8V261L10 262V264H30L31 262H33L34 261V259H35V257H36V255L38 254V252L42 249V247L45 245V243L47 242V241H49L50 239H51V235H52V233H53V227H50L49 225V223H50V219L49 218H52V217H59V216H61V215H63L65 212H66V210H67V208H68V206L70 205V204H72V203H74V202H76L79 198H81V195L79 194V192H80V189L82 188ZM209 185V186H208ZM234 186V188L232 187V186ZM251 185V186H250ZM69 186V187H68ZM71 186H73L72 188H70ZM223 186V187H222ZM225 186H227V187H225ZM64 187V188H63ZM199 187H201V188H199ZM7 188V189H6ZM220 188H222V189H220ZM237 188V187H236ZM64 191H63V190ZM68 189V190H67ZM216 189V190H215ZM222 190L223 191V189H226V190H224L223 192L221 191L220 192V190ZM3 190L5 191V192H3ZM10 190V191H9ZM65 190H67V192L68 193H66L65 192ZM72 190V191H71ZM64 193L63 195H64V198H63V196H62V193ZM193 192V193H192ZM231 192V191H230ZM234 192L236 193L237 191H235L234 190ZM214 193V194H213ZM234 193V194H235ZM244 193H246V194H244ZM231 194H233V192H231ZM233 194V195H234ZM60 195H61V197H60ZM190 195V198L188 197ZM210 195H214L213 196V198H212V196H210ZM218 196V197H219ZM244 196H242V197H244ZM57 198V199H56ZM75 198V199H74ZM187 198H189V199H187ZM212 198V199H211ZM253 200H252V199ZM260 198H261V200H260ZM68 199V200H67ZM207 199V200H206ZM257 199V200H256ZM258 199L260 200L259 202H257L258 203V205H257V203H256V201H258ZM255 200V201H254ZM263 200V201H262ZM68 203H67V202ZM71 201V202H70ZM185 201H187L186 203H185ZM261 202H263V203H261ZM185 203V204H184ZM246 203V202H245ZM66 204H67V206H66ZM178 204H180L179 205V207H178ZM250 204V205H249ZM261 204H263V205H261ZM174 205V206H173ZM183 205V206H182ZM212 205V204H211ZM210 205V206H211ZM251 205H253L252 207H253V209H250V207H251ZM259 205L261 206V208H263V209H261L260 207H259ZM251 207V208H252ZM260 208V209H259ZM169 209V210H168ZM182 209V210H181ZM226 209V208H225ZM225 209H223L224 211L221 213V214H224L223 216H226V218H227V214H229L231 211V208H229V209H226V211H225ZM262 210V211H261ZM230 211V212H229ZM250 211V212H251ZM228 212V213H227ZM256 212V211H255ZM226 213V214H225ZM49 215V216H48ZM191 216V217H190ZM222 216V215H221ZM196 218V219H195ZM226 218H223V217H221V220L223 221L224 219H226ZM162 219V220H161ZM14 220H17V217L16 216H14L13 218H11L10 220H8L7 222L9 223V222H13ZM192 220H193V222H192ZM197 220V221H196ZM260 220L257 222L258 224L257 225H264V219H263V221L261 222V223H259L260 222ZM192 222V223H191ZM198 222V223H197ZM225 222V225H227L226 224V222H227V220H225L224 221ZM159 223V224H158ZM228 223V222H227ZM243 224V225H242ZM246 223L245 222H242V223H240V225L238 226L237 225V228H236V230L234 231V233H232L231 235L233 236H231L232 238H231V241L233 240V241H237V240H234V239H238V236H237V234H238V231H240L241 229V231H243V229L244 228H246L247 226L245 225ZM2 225V224H1ZM144 225V226H143ZM147 225V226H146ZM245 225V226H244ZM256 225V227H257V229L259 228V231L261 232V234L262 235H264V227L263 226H257ZM146 226V227H145ZM213 226H215V223H214V225H213V223H212V225L211 226H209L208 227V229H207V231H206V234H207V236H213V235H215V236H217V237H214V244L216 243V247L214 248L212 245V248H214V249H212V248H209V246H207L206 247V245H205V243L203 244V248H202V244H201V246H199V245H197L195 248H193V247H183L182 249H180L177 253H176V255H175V257H176V259H181V258H186L187 256H189V253H191V254H193V253H195V254H193V255H196L197 253H199L198 255H197V257L199 258V264H201V260L204 258V256L205 255H207V254H205V252L206 253H208V252H210L211 250H213V253H214V255L213 254H210V253H212V252H210L209 253V255L208 256H205V257H209L211 260H213V262L215 261V260H217L218 261V259H219V261L222 259V261H220V263L218 262L217 263V261H215V263H217V264H229L230 262H228V263H226L229 259H231V260H233L234 258H236V257H238V251H231V252H233V254H234V256L233 255H229L230 254V252H228L226 249H224V250H226L227 252L225 253L226 254V257H225V255L224 256H222V255H220V251L222 250H220L219 251V249L220 248H223L224 247V245L222 246V244H221V240L220 239H218V238H220V233L222 232V231H224V230H226L225 228L228 226L229 227V225H227L222 231H220L219 232V230H220V226H218V225H216L215 226V228L213 227ZM217 226L219 227V228H217ZM7 227V226H6ZM39 227V228H38ZM143 227H145V228H143ZM227 227V228H228ZM241 229H240V228ZM242 227H244V228H242ZM261 227H263V228H261ZM157 228V229H156ZM213 228H214V232H216L217 231V233H215V234H213L214 232H212V230H213ZM217 228V229H216ZM3 229H4V227H0V230H2L3 231ZM36 229V230H35ZM230 229V227L227 229V230H229ZM263 231H262V230ZM156 230V231H155ZM227 230L226 231H224L223 233H225V232H227ZM34 231V232H33ZM153 231L155 232V233H153ZM212 232L210 235H208L209 234V232ZM32 232H33V234H32ZM159 232L160 233H157L156 234V236H155V240L153 241V243H151V247H152V249L155 247L154 245L156 244L160 249H162L163 251H167L170 247H171V245H172V243H171V241L168 239L167 240V238H168V235H167V232H163V230L161 231V230H159ZM189 232V233H190ZM228 232H230V231H228ZM152 233V234H151ZM237 233V234H236ZM133 234V235H132ZM148 236H147V235ZM159 234V235H158ZM163 234V235H162ZM165 234V235H164ZM218 234V235H217ZM222 234V233H221ZM234 234H236V235H234ZM32 235V236H31ZM150 235V236H149ZM159 236H160V238H159ZM219 236V237H218ZM237 236V237H236ZM235 237V238H234ZM22 239V240H21ZM160 239H161V241H160ZM216 239H218V240H216ZM217 242H216V241ZM219 240H220V242H219ZM7 242V243H6ZM22 242V243H21ZM123 242V243H122ZM140 242V243H139ZM219 242V243H218ZM2 243H4V244H2ZM166 243V244H165ZM2 244V245H1ZM135 244V245H134ZM20 245V246H19ZM218 245H219V248H217L218 247ZM221 245V246H220ZM26 246V247H25ZM199 246V247H198ZM210 246V247H211ZM19 248V249H18ZM126 248V249H125ZM201 250H200V249ZM204 248H206V250L204 249ZM224 248H226V247H224ZM187 249H188V251H187ZM194 249V250H193ZM196 249H198V251L199 252H197V250ZM207 249H211V250H207ZM218 249V250H217ZM18 250H19V252H18ZM35 250V251H34ZM202 250L204 251V252H202ZM216 250H217V254L218 255H220L221 257H219L218 259H216V257H217V255H216ZM224 250H222L221 252H223L222 254H224ZM194 251V252H193ZM208 251V252H207ZM215 251V252H214ZM219 251V252H218ZM104 254H102V253ZM235 252H236V255H235ZM108 253V254H107ZM205 255H204V254ZM227 253H228V255H227ZM17 254H20V256L19 255H17ZM232 254V253H231ZM201 257H200V256ZM202 255H204V256H202ZM211 255V256H210ZM16 256H17V258H16ZM114 257V259H112L111 260V258L110 257ZM116 256V257H115ZM213 256H216V257H213ZM229 256L231 257V258H229ZM234 258H233V257ZM14 257L16 258L15 260H14ZM203 257V258H202ZM223 257V258H222ZM109 258H110V260H109ZM149 258H153V256H151L150 255V257ZM148 258V259H149ZM200 258H201V260H200ZM227 258H228V260H227ZM93 259V260H92ZM108 259V260H107ZM92 260V261H91ZM104 260L106 261V262H104ZM231 260H229V261H231ZM238 258H236V262L235 261H231V262H235V263H233V264H237L238 263ZM30 261V262H29ZM109 261V262H108ZM108 262V263H107ZM210 262H212V261H210ZM209 263V262H208ZM215 263H213V264H215ZM193 264H195V263H193ZM196 264H198V262L196 263ZM210 264H212V263H210ZM261 264H264V256H263V260H262V263Z\"/></svg>", "mask_w": 264, "mask_h": 264}]
</instances>
